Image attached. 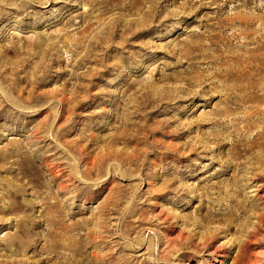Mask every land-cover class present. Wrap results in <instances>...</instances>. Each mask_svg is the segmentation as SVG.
<instances>
[{
  "label": "rangeland",
  "instance_id": "374dc122",
  "mask_svg": "<svg viewBox=\"0 0 264 264\" xmlns=\"http://www.w3.org/2000/svg\"><path fill=\"white\" fill-rule=\"evenodd\" d=\"M0 264H264V0H0Z\"/></svg>",
  "mask_w": 264,
  "mask_h": 264
},
{
  "label": "bare ground",
  "instance_id": "6f19581e",
  "mask_svg": "<svg viewBox=\"0 0 264 264\" xmlns=\"http://www.w3.org/2000/svg\"><path fill=\"white\" fill-rule=\"evenodd\" d=\"M54 243H56V242H54ZM13 245H14V244H13ZM20 245H22V246H23V244H20ZM20 245H19V246H20ZM19 246H17V245H16V248H19ZM55 248H56V247H55ZM15 250H16V249H15ZM47 258H48V257H47Z\"/></svg>",
  "mask_w": 264,
  "mask_h": 264
}]
</instances>
